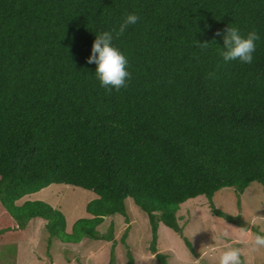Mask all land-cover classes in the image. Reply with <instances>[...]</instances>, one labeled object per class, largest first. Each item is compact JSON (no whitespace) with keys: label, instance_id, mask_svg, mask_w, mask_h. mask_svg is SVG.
Here are the masks:
<instances>
[{"label":"trees","instance_id":"obj_1","mask_svg":"<svg viewBox=\"0 0 264 264\" xmlns=\"http://www.w3.org/2000/svg\"><path fill=\"white\" fill-rule=\"evenodd\" d=\"M131 13L139 22L113 40L131 78L108 94L87 59ZM229 25L259 35L251 65L223 63L214 34ZM254 182L264 185V0H0V264L32 221L49 244L112 240L113 223L100 229L128 216V199L169 264L161 223L182 234V204ZM53 184L98 195L71 232L49 203L18 204Z\"/></svg>","mask_w":264,"mask_h":264},{"label":"rangeland","instance_id":"obj_2","mask_svg":"<svg viewBox=\"0 0 264 264\" xmlns=\"http://www.w3.org/2000/svg\"><path fill=\"white\" fill-rule=\"evenodd\" d=\"M97 198L93 191L53 184L18 204L28 200L49 203L65 214L67 232H71L75 222L89 217L87 205ZM126 204L127 217L107 218L100 229L108 233L114 224L115 233L109 241L84 239L78 245L59 241L49 244L45 241L44 222H30V240L26 238L18 245L10 264H159L150 251L152 231L147 215L134 200L128 199ZM178 217L182 234L163 223L159 225L158 249L168 256L169 264H219L221 255L231 249L239 250L240 264H264V248L254 245L256 233H264V185L254 182L242 195L226 188L212 201L205 196L191 199L181 205Z\"/></svg>","mask_w":264,"mask_h":264},{"label":"clouds","instance_id":"obj_3","mask_svg":"<svg viewBox=\"0 0 264 264\" xmlns=\"http://www.w3.org/2000/svg\"><path fill=\"white\" fill-rule=\"evenodd\" d=\"M140 17L135 13L127 15L118 28L111 31H105L96 35L92 45L91 55L87 59L88 64H95V74L100 82L101 87L108 94L113 89L119 92L122 88L127 87V82L131 78L127 70L128 60L125 55L113 46V40L123 36L129 26L139 22ZM215 36H222L223 51L220 53L223 63L228 64L233 61H239L243 65L253 63V53L256 51V42L260 39L255 31H250L243 36L237 27L227 26L223 33L217 31ZM209 42L199 43L196 41V47L206 49ZM215 73H209V78H214ZM254 245L257 249L264 248V235L256 234ZM219 264H240V252L238 249L225 251Z\"/></svg>","mask_w":264,"mask_h":264}]
</instances>
